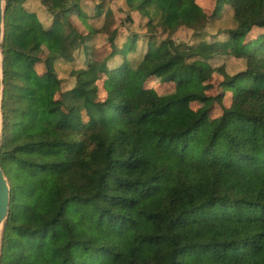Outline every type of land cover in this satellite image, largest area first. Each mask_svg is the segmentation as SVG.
Returning <instances> with one entry per match:
<instances>
[{
	"label": "trees",
	"instance_id": "trees-1",
	"mask_svg": "<svg viewBox=\"0 0 264 264\" xmlns=\"http://www.w3.org/2000/svg\"><path fill=\"white\" fill-rule=\"evenodd\" d=\"M27 1L5 0L0 264H264V0H215L211 13L125 0L170 34L233 24L225 40L151 39L138 58L103 2L91 14V0ZM221 55L246 68H222L212 94Z\"/></svg>",
	"mask_w": 264,
	"mask_h": 264
},
{
	"label": "rangeland",
	"instance_id": "rangeland-1",
	"mask_svg": "<svg viewBox=\"0 0 264 264\" xmlns=\"http://www.w3.org/2000/svg\"><path fill=\"white\" fill-rule=\"evenodd\" d=\"M88 1V0H87ZM201 7L207 12L211 13L216 7L215 0H197ZM98 2H103L105 8H111L113 10V16L111 18L112 27H116L120 32V42H124L128 37L138 36L137 48L132 52V58H138L143 55L148 46V42L152 39L154 42L160 43L163 40L171 38L176 44H197L201 40L215 41V40H225L227 35L222 33V30L226 28L233 27L232 22L229 20L227 22H221L219 20H214L213 23H209L207 27L199 32H195L187 27H180L177 31L170 34L166 32L161 26L157 25L155 27H149L148 18H146L142 13L131 11L126 5L125 0H91L84 4L86 11L93 14L94 7ZM25 5L27 8H37V3L35 1L29 0ZM106 10V9H105ZM47 17V15H46ZM105 18V12L101 15V18L97 22L102 21ZM95 19V17L93 18ZM75 21V20H74ZM76 22V21H75ZM107 36L105 34H99L91 41L90 46L96 48L102 46L106 41ZM37 55H45L44 49L40 50ZM83 57V58H82ZM214 66L221 67L212 75V82L215 84V89L212 94H215L219 83L222 82L225 76V71L228 74H235L246 68L245 60L242 58H237L231 55H221L215 57L211 60ZM84 56H78L73 67H83ZM72 66V65H71ZM225 70H223V69ZM70 69L69 65H66V69L61 71L68 72ZM64 88L70 89L75 85V78L70 75L64 76ZM150 87H153L159 93L164 94L173 90L175 87L172 84H163L158 79H154L148 82ZM103 96V92L100 93ZM94 98L93 95H90ZM231 100V94L226 95V104L229 105ZM195 107L197 105L195 104ZM219 114V107L215 105L214 115Z\"/></svg>",
	"mask_w": 264,
	"mask_h": 264
},
{
	"label": "water",
	"instance_id": "water-1",
	"mask_svg": "<svg viewBox=\"0 0 264 264\" xmlns=\"http://www.w3.org/2000/svg\"><path fill=\"white\" fill-rule=\"evenodd\" d=\"M5 0H0V143L3 130V92H4V71H3V51L2 44L5 37ZM11 204V187L6 177L3 168L0 165V257H1V241L5 223L10 215Z\"/></svg>",
	"mask_w": 264,
	"mask_h": 264
}]
</instances>
